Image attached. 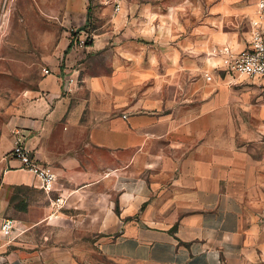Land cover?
I'll use <instances>...</instances> for the list:
<instances>
[{"label":"crops","instance_id":"0c3cea01","mask_svg":"<svg viewBox=\"0 0 264 264\" xmlns=\"http://www.w3.org/2000/svg\"><path fill=\"white\" fill-rule=\"evenodd\" d=\"M98 1L95 27L89 0L45 14L50 72L0 121V264H264V103L210 71L184 7ZM16 139L55 173L50 192Z\"/></svg>","mask_w":264,"mask_h":264},{"label":"rangeland","instance_id":"374dc122","mask_svg":"<svg viewBox=\"0 0 264 264\" xmlns=\"http://www.w3.org/2000/svg\"><path fill=\"white\" fill-rule=\"evenodd\" d=\"M170 1L176 7H184L186 12L184 16L177 15V20L190 23L197 39L200 36L207 43L206 55L214 63L210 71L228 75L221 70V51L225 45L241 49L247 43L254 0ZM60 3L61 0H0V121L8 117L7 110L12 106L19 114L25 84L34 86L43 71L40 55L49 51L50 47L49 44L40 47L37 43L56 40L60 28L54 19L45 14L60 8ZM99 6L98 0H89L90 27L103 21L99 16L92 15ZM199 28L202 30L197 31ZM75 36L76 33L71 38ZM24 60L32 61L31 66L25 65ZM229 85L240 90L242 99L264 103V85L258 79L232 77Z\"/></svg>","mask_w":264,"mask_h":264},{"label":"built area","instance_id":"2783aa9c","mask_svg":"<svg viewBox=\"0 0 264 264\" xmlns=\"http://www.w3.org/2000/svg\"><path fill=\"white\" fill-rule=\"evenodd\" d=\"M256 13L250 23V36L247 43L241 49H235L225 45L221 51V70L229 76L255 78L264 85V0H254ZM116 9L118 3L116 2ZM93 34L87 33L84 40L78 39L79 45L91 41ZM50 71L43 68V73ZM72 82V79H68ZM12 157L22 161V168L35 175L39 187L44 192H50L56 180V175L47 167L41 165L31 156L30 151L20 139H16L10 151ZM58 208L63 207L65 199L56 197L53 202ZM0 231L4 237H11L14 231V220L6 218L1 221Z\"/></svg>","mask_w":264,"mask_h":264},{"label":"trees","instance_id":"16d2710c","mask_svg":"<svg viewBox=\"0 0 264 264\" xmlns=\"http://www.w3.org/2000/svg\"><path fill=\"white\" fill-rule=\"evenodd\" d=\"M88 17H90L89 15H88ZM89 19V18H88ZM71 35L73 36L74 35V33H71Z\"/></svg>","mask_w":264,"mask_h":264}]
</instances>
